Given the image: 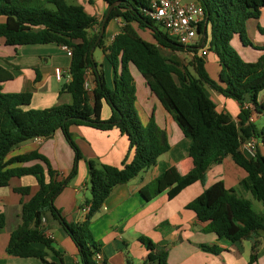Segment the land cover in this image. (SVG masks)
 <instances>
[{
  "label": "trees",
  "instance_id": "16d2710c",
  "mask_svg": "<svg viewBox=\"0 0 264 264\" xmlns=\"http://www.w3.org/2000/svg\"><path fill=\"white\" fill-rule=\"evenodd\" d=\"M103 1L106 11L99 21L83 6L71 5L66 0H0V39L6 46L56 44L72 50L70 81L60 89V94L71 96L69 104L25 110L24 107L31 104L33 92L4 93L1 84L12 81L14 76L0 66V188L8 187L13 178L24 176H34L39 185L38 192L22 205L21 224L11 234L6 250L9 256L36 258L43 264H64L62 253L56 250L43 227V220L50 216L74 242L81 264H97L95 255L101 249L90 230L91 220L117 186L129 183L141 172L154 167L159 158L170 151L169 137L154 117L147 124L141 122L136 109V85L130 72L131 65L142 75L183 135L191 140V171L176 181L170 173L160 175L148 187L152 197L169 189L168 199L173 200L231 157L246 173L239 190L250 192L264 207V127L258 129L251 122L254 110L264 117V101H259V95L264 91V57L257 62H246L231 46L234 36L238 35L244 46L264 51V44L254 46L246 31L247 22L261 16L264 0H196L205 12V21L198 27L199 45L190 48L170 37L148 16L152 0ZM112 5L115 6L105 31L109 23L117 19L124 21V27L107 46L105 32L100 34ZM95 27L99 30L91 34ZM139 30L149 31L154 43L146 41ZM258 30L264 36V27H258ZM206 47L215 54L220 67L217 81L210 78L205 58L198 56L199 49ZM97 49L103 50L113 66L112 88L94 59L93 53ZM163 50L193 52L195 56L188 67L178 57L165 56ZM90 70L95 83L92 98L86 89V76ZM207 88L240 105L239 124L229 114L218 111ZM103 101L111 109L108 120L102 119ZM247 104L254 110L247 108ZM73 126H90L102 131L116 127L127 137L129 149L134 151L132 161H125L122 168L103 165L96 160L89 162L91 199L84 206L90 210L85 221L80 223L67 222L54 204L76 176L82 158L71 132ZM58 131L75 153L73 169L63 181L56 180L58 173L52 169L49 160L38 153L32 154L27 162L38 160L43 165L1 166L19 145L34 139H51ZM252 138L257 141L256 155L249 158L243 154L241 146ZM239 190L228 189L225 182L219 180L192 200L186 209L199 221L208 223L205 233H214L220 240L235 244L253 239L264 231V214L257 213L252 202L240 195ZM14 191L27 196L30 187ZM4 223L5 218L1 215L0 227ZM139 241L150 251L156 249L147 237H140ZM200 248L213 254L220 252L216 245H201ZM255 249L256 245L253 251ZM49 255L57 256L60 262L49 261ZM255 259L252 255L250 264ZM148 262L169 264L168 252L150 253ZM125 264L133 263L128 260Z\"/></svg>",
  "mask_w": 264,
  "mask_h": 264
},
{
  "label": "crops",
  "instance_id": "0c3cea01",
  "mask_svg": "<svg viewBox=\"0 0 264 264\" xmlns=\"http://www.w3.org/2000/svg\"><path fill=\"white\" fill-rule=\"evenodd\" d=\"M74 1L76 3L71 5L83 6L89 15L102 21L106 11V4L103 0ZM180 1L183 4L197 3L196 0ZM123 27L122 19L109 23L105 31L107 46ZM258 27H264V10L259 18L250 19L246 24L250 41L254 46L260 47L264 44V36L260 34ZM98 30V27H95L90 33L95 34ZM143 32L145 34L139 30V34L146 41L154 43L150 32ZM238 40L242 46L239 43L236 44L235 37L232 42L241 50L244 48L247 50H244L247 54V57L244 55L246 62H257L259 58L264 57V51L244 46L240 37ZM8 47L11 49H7ZM205 49L208 50V47ZM98 50L100 54L98 58H95ZM93 56L99 68L104 72L108 86L112 88L113 66L107 60L106 54L102 49H97ZM0 66L9 70L14 76L12 81L1 84L3 92L8 93L4 89L9 84H17L11 89L19 88L23 89L22 92L27 90L33 92L31 104L24 107L25 110H41L58 104L71 103L72 98L69 94H60L61 86L70 81L71 66V57L62 47L56 44L11 47L6 46L2 39L0 40ZM57 70L61 72L60 79L56 76ZM217 70L218 78L220 72L218 63ZM130 72L136 85V109L141 122L147 124L150 118L154 117L157 125L167 133L171 149L159 158L154 167L141 172L129 183L117 186L105 201L100 212L91 220L89 227L96 242L100 245L102 264H125L128 260L133 264H158L157 262L146 263L147 258L150 253L157 254L162 251L168 252L169 264H250L252 255L256 257L253 264H264V231H260L255 238L250 239L251 245H245L244 241L233 244L225 239L220 240L214 233H205L204 229L208 223L199 221L192 211L186 209L192 200L219 180H223L228 189L239 188L246 173L235 165L231 157L226 158L221 166L214 168L203 180L185 189L173 200L168 199L169 189L152 197L148 187L160 175L170 173L176 181L191 171L192 162L189 157L191 140L183 135L172 116L152 94L146 81L133 65L130 66ZM86 83L89 86L87 93L92 98L95 88L92 70L86 76ZM213 92L217 100L215 103L218 111L229 114L239 124L240 105L234 100L231 101ZM207 93L211 97L208 90ZM259 101H264V98L260 99V95ZM246 107L254 110L251 104H247ZM110 116L111 109L103 101L102 119L108 120ZM261 116L255 110L251 116V122L258 129H262L257 124ZM71 132L81 150L82 158L78 163L76 176L69 181L54 204L57 209L61 210L67 222L80 223L85 221L87 215L83 211L84 203L91 199L88 197L89 193L91 195L89 162L96 160L103 165L122 168L125 161L127 163L132 161L134 151L129 149L127 137L121 134L116 127L102 131L90 126H73ZM34 153L43 155L49 160L52 169L58 173L57 181L61 182L70 175L75 153L60 131L51 139H34L19 145L7 156L1 166L43 165L38 160L27 162V159ZM226 166L233 171V181L227 179ZM23 187H30L29 195L22 196L14 191L16 188ZM38 190L39 185L34 176L13 178L8 187L0 188V216L5 218L4 225L0 227V264H43L36 258L9 256L6 251L11 234L21 224L23 203L29 202ZM43 227L46 236L52 240L56 250L62 253L64 264H81L77 247L57 220L47 216L43 220ZM140 237L151 239L156 249L154 251L147 249L139 241ZM201 245H216L220 252L218 254L206 252L200 248ZM255 245L256 249L253 251ZM37 248H42V246L37 245ZM48 260L60 262L55 255H49Z\"/></svg>",
  "mask_w": 264,
  "mask_h": 264
},
{
  "label": "built area",
  "instance_id": "2783aa9c",
  "mask_svg": "<svg viewBox=\"0 0 264 264\" xmlns=\"http://www.w3.org/2000/svg\"><path fill=\"white\" fill-rule=\"evenodd\" d=\"M148 16L160 25L164 31L184 47L190 48L199 45L198 27L205 21V12L198 3L183 4L180 0H152L151 8L147 12ZM62 49L69 57H72V50L66 46ZM209 51L199 49L198 56L207 57ZM192 57L193 52L189 53ZM60 70L56 71V76L60 79ZM86 89H89L86 83ZM257 141L252 138L244 141L241 151L247 157L252 158L256 155ZM90 207H85L83 211L88 213ZM97 264L103 263L102 254L95 255Z\"/></svg>",
  "mask_w": 264,
  "mask_h": 264
},
{
  "label": "rangeland",
  "instance_id": "374dc122",
  "mask_svg": "<svg viewBox=\"0 0 264 264\" xmlns=\"http://www.w3.org/2000/svg\"><path fill=\"white\" fill-rule=\"evenodd\" d=\"M67 2L69 3V4H73V3H76L74 0H67ZM51 8V7H50ZM157 26L161 29V30H163L164 31V29L160 26V25H158L157 24ZM141 33H144L143 31H140ZM145 34V33H144ZM235 38H236V44L237 43H239L240 44V42H239V40H238V38H239V36H234ZM1 41H2V39H0ZM198 41H200V38L198 37ZM209 41H210V39H209ZM235 42V41H234ZM231 46L237 51V53L239 54V56L242 58V60H244V61H246V59H245V57H244V55L247 57V54H246V49L244 48V49H240L238 46H235V44L233 43V42H231ZM240 46H242L241 44H240ZM208 47H209V43H208ZM243 48V47H242ZM7 49H11L10 47H8ZM201 50V49H200ZM239 50V51H238ZM244 50H246V51H244ZM208 51L210 52V50L208 49ZM249 53V52H248ZM99 54H100V51L98 50L97 51V54H96V56H95V58H98V56H99ZM163 54L165 55V56H167V57H178L186 66H188V67H190L189 66V63L192 61V59H193V57H192V55H190L187 51L186 52H176V53H173L172 51H169V50H163ZM205 60H206V62H207V64H206V70H207V72H208V74H209V76H210V78L213 80V81H217L218 80V78H217V75H218V70H217V58H216V56H215V54L214 53H212V52H210V53H208V55H207V57H205ZM191 70H192V68H190ZM14 85H16L17 86V84H9L7 87H5V89H4V91H6V92H8V93H12V92H14V93H19L20 91L22 92L23 91V89L21 90V89H19V88H17V89H11L12 88V86H14ZM207 90H208V92L211 94V98L217 103V100H216V98H215V95H214V92H213V90H211L210 88H207ZM5 93V92H4ZM264 98V91L260 94V99H263ZM231 101H233V100H231ZM258 126L260 127V128H263L264 127V117L263 116H261L260 118H259V120H258ZM225 173H226V176H228L227 177V179L228 180H232L233 181V178H234V174H233V171L231 170V169H229L227 166H226V168H225ZM211 177H213V174H211ZM229 177H230V179H229ZM237 189H239V188H237ZM239 194L240 195H242L244 198H247L248 200H250L251 202H252V204H253V209L257 212V213H259V214H264V207H263V205L259 202V201H257L254 197H253V195L250 193V192H245V191H242V190H239ZM88 197H91V195H90V193L88 194ZM244 243H245V245L247 244V245H251V241L250 240H245L244 241ZM222 250V249H221Z\"/></svg>",
  "mask_w": 264,
  "mask_h": 264
},
{
  "label": "water",
  "instance_id": "95a60500",
  "mask_svg": "<svg viewBox=\"0 0 264 264\" xmlns=\"http://www.w3.org/2000/svg\"><path fill=\"white\" fill-rule=\"evenodd\" d=\"M114 6H115V5H112V6L108 9V11H107V13H106V16H105L104 21H103V24H102V29H101V34H100V36H102V35L104 34V32H105V24H106V22H107V20H108V18H109V16H110V13H111V11H112V9H113ZM205 31H206V28H205Z\"/></svg>",
  "mask_w": 264,
  "mask_h": 264
}]
</instances>
